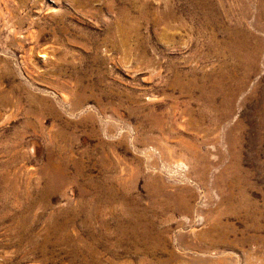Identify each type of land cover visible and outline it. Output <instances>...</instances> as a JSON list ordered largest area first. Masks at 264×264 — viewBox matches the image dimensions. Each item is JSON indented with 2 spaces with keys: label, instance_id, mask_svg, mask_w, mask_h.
<instances>
[{
  "label": "rangeland",
  "instance_id": "rangeland-1",
  "mask_svg": "<svg viewBox=\"0 0 264 264\" xmlns=\"http://www.w3.org/2000/svg\"><path fill=\"white\" fill-rule=\"evenodd\" d=\"M0 264H264V0H0Z\"/></svg>",
  "mask_w": 264,
  "mask_h": 264
}]
</instances>
